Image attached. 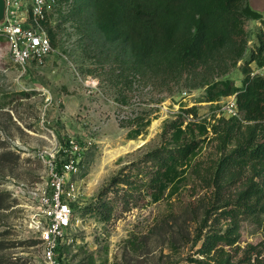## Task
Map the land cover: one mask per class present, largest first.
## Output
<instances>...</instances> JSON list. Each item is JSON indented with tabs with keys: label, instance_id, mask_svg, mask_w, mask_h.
<instances>
[{
	"label": "rangeland",
	"instance_id": "obj_1",
	"mask_svg": "<svg viewBox=\"0 0 264 264\" xmlns=\"http://www.w3.org/2000/svg\"><path fill=\"white\" fill-rule=\"evenodd\" d=\"M248 2L264 16V0ZM68 9L67 19L61 10L51 18L54 53L42 68L23 71L15 66L0 34V264H45L32 221L40 196L50 191V155L60 161L59 150L71 139L83 147L80 171L73 177L80 196L72 204L73 228L59 252L61 264H185L204 259L203 242L229 230L232 222L223 211L243 188L218 190L213 185L217 141L203 144L198 175L190 169L173 197L152 203L143 189L132 191L127 210L109 193L105 197L114 212L107 223L92 206L117 175H130L141 184L135 176L138 162L167 144L164 127L182 111L196 109L198 120L212 123L230 118L224 108L235 96L210 102L203 83L229 79L242 87L244 61L179 81L135 75L119 63L118 46L73 18ZM245 29L250 40L247 60L264 28L260 21L249 20ZM251 68L264 74V67L253 63ZM137 119L150 123L142 126V135L130 139ZM238 235L234 245H220V264H255L258 255L264 258V225L244 220Z\"/></svg>",
	"mask_w": 264,
	"mask_h": 264
},
{
	"label": "trees",
	"instance_id": "obj_2",
	"mask_svg": "<svg viewBox=\"0 0 264 264\" xmlns=\"http://www.w3.org/2000/svg\"><path fill=\"white\" fill-rule=\"evenodd\" d=\"M61 5L66 10L69 7L73 18L89 23L107 42L118 46L119 63L135 75L179 81L227 62L237 65L244 61L242 87L229 79L203 83L210 102L235 96L241 117H222L212 123L198 120L196 109L182 111L164 127L163 134L169 135L167 144L149 151L138 162L135 176L141 178V184L130 175H117L92 206L97 218L107 223L114 212L112 201L105 197L109 193L115 194L117 201L120 198L127 210L132 191L143 189L152 203L173 197L190 169L198 175L197 158L203 144L217 141L213 185L218 190L243 188L225 205L223 213L232 222L229 230L208 236L201 250L204 259L185 264H220L224 255L220 245L238 242L242 221L264 225V74L251 68L253 63L259 69L264 67V29L258 34L259 46L245 60L250 42L245 23L260 21L264 28V16L248 0H61ZM61 13L68 18L69 11ZM49 33L53 38L52 28ZM149 123L137 119V128L129 138H138L142 126ZM63 161L58 160V169ZM261 256L255 264H264Z\"/></svg>",
	"mask_w": 264,
	"mask_h": 264
},
{
	"label": "built area",
	"instance_id": "obj_3",
	"mask_svg": "<svg viewBox=\"0 0 264 264\" xmlns=\"http://www.w3.org/2000/svg\"><path fill=\"white\" fill-rule=\"evenodd\" d=\"M5 14L0 21V34L9 44L12 63L23 71L46 65L54 53L53 40L49 33L51 18L66 12L61 0H4ZM231 117H239L235 97L224 108ZM59 152L64 161L58 169L54 154L48 161L50 170L49 190L40 196L39 212L33 217L35 233L43 246L45 264H61L59 252L68 241L73 228V203L80 190L73 181L79 173V157L83 147L71 139ZM33 227V226H32Z\"/></svg>",
	"mask_w": 264,
	"mask_h": 264
},
{
	"label": "water",
	"instance_id": "obj_4",
	"mask_svg": "<svg viewBox=\"0 0 264 264\" xmlns=\"http://www.w3.org/2000/svg\"><path fill=\"white\" fill-rule=\"evenodd\" d=\"M5 14V3L4 0H0V21L3 20Z\"/></svg>",
	"mask_w": 264,
	"mask_h": 264
}]
</instances>
